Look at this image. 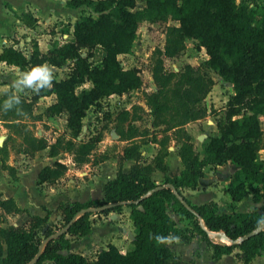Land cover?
Here are the masks:
<instances>
[{
  "label": "trees",
  "instance_id": "1",
  "mask_svg": "<svg viewBox=\"0 0 264 264\" xmlns=\"http://www.w3.org/2000/svg\"><path fill=\"white\" fill-rule=\"evenodd\" d=\"M136 1L67 0L68 7L85 5L96 13V16L83 15L74 22L69 41L55 43L45 52L40 51L35 42L27 52L12 46L0 51V62L17 66L20 71L40 63L55 67L71 65L67 77L52 80L50 87L37 91L38 96L55 95L44 113L46 116L66 113L69 136L59 134L49 143L46 138L36 136L27 124L14 122L16 118L8 119L18 108L26 115L35 116L31 102L11 90L0 98V116L16 126V132L21 134L18 152L32 156L48 148L51 156L68 153L75 165L88 162L101 134L80 138L86 111L101 98L141 88L140 69L125 68L118 56L131 52L142 21L171 18L178 24L167 26L164 46L154 52L151 76L155 89L146 94V99L154 116L153 125H165V132L175 131L174 138L181 142L178 155L183 169L178 175L155 183L150 173L155 168H164L166 154L157 153L153 166L143 165L140 144L132 142L119 156L116 176L104 184L102 199L60 205L62 222L55 228L47 225V217L37 215H29L28 226H0V264H171L175 257L168 245L171 237L186 242L198 237L206 242L215 259L239 249L243 262L247 263L264 251V203L252 211L218 213L212 202L194 204L184 196L179 197L181 188L198 186L205 167L234 163L239 167L242 180L225 188L231 200L236 202L248 196L254 202L264 199V165L258 159V152L264 149V131L259 123V116L264 115V4H257L251 10L248 5H238L236 0H143L142 6ZM23 17L28 23L35 22L26 13ZM188 38L196 39L205 48L210 66L230 82L234 90L227 102L228 120L217 135L208 139L201 158L193 155L189 134L182 126L205 116L203 101L214 81L191 64H185L177 72L164 68V58L182 52ZM96 47L103 50L98 64L91 60ZM87 83L91 85L84 86ZM245 98L249 101L246 111H242ZM167 116L176 118V122L170 124ZM137 119L135 111L123 110L118 115L115 131L119 139L140 135L136 127L123 129L125 121ZM169 138L166 135L159 145L165 146ZM2 148L3 145L0 153ZM106 157L101 155L97 161ZM126 158L135 160L128 173L121 170L122 160ZM3 167L14 174V169L4 161ZM46 170L57 178L65 172L66 166L55 161L53 167L43 172ZM43 172L39 174L41 179ZM123 205L130 207L129 217L134 227V237L126 252L109 244L92 261L80 253L61 252L69 248L72 239L91 231V214L117 211ZM168 206L190 220V233L183 234L168 213ZM18 211L14 198L0 194V218ZM63 227L66 229L60 231ZM218 232L226 234L227 243L209 236ZM157 236L167 239L158 240ZM178 264L183 263L178 261Z\"/></svg>",
  "mask_w": 264,
  "mask_h": 264
},
{
  "label": "crops",
  "instance_id": "2",
  "mask_svg": "<svg viewBox=\"0 0 264 264\" xmlns=\"http://www.w3.org/2000/svg\"><path fill=\"white\" fill-rule=\"evenodd\" d=\"M40 1L45 4L39 5L36 3V0H0V51L4 47L12 46L27 52L31 43L35 42L39 50L45 52L53 44L66 42L72 38L73 24L83 16L81 13L85 5L71 8L66 6L67 0H59V7H57L50 0ZM25 13L33 17L35 22L28 23L25 17H23ZM57 18L69 23L67 31L60 32L57 28H53V23ZM102 52L103 50H101V54ZM47 65L50 69L55 67ZM21 72L17 66L0 62V98L8 90L17 94L16 79L12 76H19ZM9 74L13 75L9 76ZM38 100L39 102L36 104L43 105L44 108L42 110H45L47 105L55 100V95L39 96ZM46 100L47 102H45ZM42 110H39V112L41 113ZM40 133H43V130ZM55 139H48V142L52 143ZM119 140L124 145L122 149L116 151L120 156L123 154V149L130 145L133 139ZM100 142L102 144L104 141L102 139L99 141V148H95L92 154L96 151L99 153L102 150ZM177 142L174 137L170 136L165 144L164 168H155L150 173V178L155 183L163 182L166 177L172 178L183 169V164L178 155ZM159 146V143L154 141L141 142L139 151L142 158H153L157 154V147ZM260 151L262 152L264 149ZM101 155H106L103 150ZM118 155L106 157L103 161L96 162L89 160L81 165H75L71 155L68 153L51 156L49 155L48 148L36 151L32 156L22 152H18L16 156L10 153L5 164L14 169V174L11 175L3 167L0 153V194L2 197L14 198L19 208L18 212L6 214V221L1 222L0 226H26L29 215L47 217V225L52 226L53 223L62 222L60 205L70 204L75 201L86 202L102 199L104 197V184L116 176ZM62 156L67 157L66 161L62 160ZM91 156L90 159H92ZM55 161H59L66 166L65 172L57 178L52 177L50 174L44 175L43 179L39 178L40 172H43L45 168L53 167ZM148 163H150V160L142 164ZM133 165H135V160L126 158L122 160L121 170L128 173ZM151 165L153 166V163ZM227 167H235V169L239 170V167L234 163L219 165L199 179V187L196 189L181 188V195L179 197L184 196L194 204L212 202L216 205L218 213L247 212L263 204L264 199L254 202L251 196L233 202L229 194L225 192V188L231 187L242 180L240 170L238 172V180L233 184H224L222 188H214L210 185L211 181L219 177L221 171ZM210 168L211 166H207L203 170H209ZM38 181H41L40 184ZM129 212L130 207L123 205L117 211H110L106 214L98 212L91 214V231L80 238L72 239L69 248L63 249L61 252H76L85 256V253H90L92 249H96V253H98L102 249H106L109 244H113L123 253L126 252L131 246V240L134 237V227L129 217ZM168 213L176 221L180 229L181 227H186L179 225V223H183L184 221L190 227L188 225V223L190 224L189 219L182 217L174 211L173 214L169 211ZM65 229L63 227L60 231H64ZM209 236L218 242H228L225 239H220L216 233H209ZM168 245L174 254L179 257L178 261L183 264L190 262L193 264H264V251L252 257L247 263L243 262L239 249H234L231 253L224 254L220 259H215L206 242L201 239L198 240V237L192 238L187 242L180 239L170 243L169 240ZM48 263L51 264L52 262Z\"/></svg>",
  "mask_w": 264,
  "mask_h": 264
},
{
  "label": "rangeland",
  "instance_id": "3",
  "mask_svg": "<svg viewBox=\"0 0 264 264\" xmlns=\"http://www.w3.org/2000/svg\"><path fill=\"white\" fill-rule=\"evenodd\" d=\"M50 2L55 3L57 7H59V0H50ZM36 3L39 5L45 4L41 3L40 0H36ZM136 3L138 6L144 5L143 0H137ZM236 3L238 5H248V7L253 10L255 5L264 4V0H236ZM81 14H90L92 16H96V13L87 6L83 7ZM55 20L56 21L53 23V28H57V30L60 32H65L68 30L69 23L61 21L58 18ZM176 24L178 23L171 18L158 20L156 22L142 21L136 31L131 52L128 54L119 55L118 57L125 68L137 67L140 69L143 80L141 88L132 90L122 95L101 98L95 105L91 106L86 111L85 117L82 120V129L79 136L82 139H86L89 136H96L100 133L101 139L104 141L102 144L100 142L102 145L101 148L107 157H115L118 155L116 151L122 149L124 146L118 137L112 136L110 134L112 130H115L117 117L123 110H129L130 112L135 111V113L139 116V119L134 121L127 120L123 124L124 130H126L128 127L138 128L140 135L133 138L132 142L137 144L146 141H154L159 143L166 135L169 137H174L175 131L169 130L168 132H165V125H153L154 116L147 105L146 94L152 92L155 89V85L151 76L154 52L157 48H163L167 26ZM23 49H25V47H23ZM101 50V47H96L94 49V57H92L91 60L95 64L99 63ZM208 58L209 56L206 53L205 48L201 47L199 42L194 38L186 39L185 48L178 55L171 58H164V68L166 71L177 72L182 69L185 64H191L192 66L199 67L203 74L210 76L214 81L211 90L203 101V105L206 108L205 116L199 120L187 122L184 124V126H182L183 129L189 134V143L191 144L193 155L198 156L199 158L203 157L204 147L208 139L213 135H217L220 128L226 124L228 120L227 102L234 94L232 84L224 80L223 77L210 66L208 63ZM51 70L53 74V80H59L69 75L71 72V65L68 64L61 67H53ZM12 75L13 74H9V76ZM12 77L16 79L18 76L13 75ZM90 85V83H87L84 86L89 87ZM80 89V87L77 88V91ZM17 95L23 97L26 101L31 102L33 111L32 114H34L36 117L33 115H26L22 112V110H20V108H18L14 113L9 115L8 119L12 120L16 118L14 122L27 124L28 128L36 136L45 137L49 140L56 138L59 134H65L66 136H69L66 129V113H61L57 116H46L44 110H42V108H44L43 105L36 104L39 102L37 91H33L32 89H28L26 87L17 88ZM47 100L45 102H47ZM248 101V98L243 100V104L241 105L242 111H246ZM135 106H139L140 108H135ZM39 110H42V112L40 113ZM167 120L170 124L176 122V118H170V116H167ZM259 123L261 129L264 131V115L259 116ZM83 127H85V129H83ZM41 130H43V133H40ZM21 138V134L16 132V126H14L12 123H9L8 120H3L0 116V143L3 144L1 156L4 162L8 160L10 153L16 156L18 149L21 147ZM177 143V148L179 149L181 142L178 141ZM96 148H99V144ZM102 150L99 151V153L97 151L93 153L91 156L92 159L90 160L97 162L98 157L100 154H102ZM157 153L159 156L165 154V146L163 144L157 147ZM61 158L64 161L67 159V157L63 156ZM154 159L155 157L142 158V163L150 160L151 164ZM258 159L264 165V151L258 152ZM117 160H119V155ZM216 167L217 166H213L209 170H203V177L211 169ZM238 172L239 170L235 169V167H227L221 171V175L219 177L211 181L210 185H212L214 188H222L224 184H233L238 180ZM46 174H48V172L44 171L42 179ZM40 182L41 181H38L39 184ZM167 209L171 214H173V210L170 206H168ZM94 220L96 221V219ZM3 221H6L5 216L0 218V223ZM58 224L61 223L58 221L57 223H53L51 227L55 228L58 226ZM179 225L186 226L181 227L183 234L190 233L191 225L189 223L188 225L190 227L187 226L186 221L179 223ZM26 226H28V223ZM169 240L170 243H173L180 239L177 237H171ZM96 251V249H92L90 253H85L86 258L92 261L97 255ZM178 258L179 257L175 254L171 264H178Z\"/></svg>",
  "mask_w": 264,
  "mask_h": 264
},
{
  "label": "clouds",
  "instance_id": "4",
  "mask_svg": "<svg viewBox=\"0 0 264 264\" xmlns=\"http://www.w3.org/2000/svg\"><path fill=\"white\" fill-rule=\"evenodd\" d=\"M53 80V74L50 67L45 63L34 64L27 70H24L16 78L15 86L17 88H28L33 91H39L42 88L50 87ZM19 99V97H16ZM7 106H11L10 102H6ZM158 240L167 239L166 237L157 236Z\"/></svg>",
  "mask_w": 264,
  "mask_h": 264
},
{
  "label": "water",
  "instance_id": "5",
  "mask_svg": "<svg viewBox=\"0 0 264 264\" xmlns=\"http://www.w3.org/2000/svg\"><path fill=\"white\" fill-rule=\"evenodd\" d=\"M83 129H85V127H83ZM111 135H112V136H116V137H118V134L116 133L115 130H112ZM0 145H1V143H0ZM216 235H217L220 239H225V240H227V236H226V234H225L224 232H218V233H216ZM248 236H249V234L246 235V236H244V238H247ZM234 242H236V241H234Z\"/></svg>",
  "mask_w": 264,
  "mask_h": 264
}]
</instances>
